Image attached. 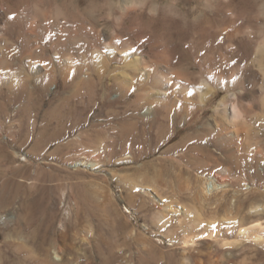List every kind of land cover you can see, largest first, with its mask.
<instances>
[{
  "label": "rangeland",
  "instance_id": "obj_1",
  "mask_svg": "<svg viewBox=\"0 0 264 264\" xmlns=\"http://www.w3.org/2000/svg\"><path fill=\"white\" fill-rule=\"evenodd\" d=\"M254 16L231 0H0V264H264L263 247L243 259L207 236L264 223V133L241 131L244 108L263 111ZM206 175L226 187L207 193Z\"/></svg>",
  "mask_w": 264,
  "mask_h": 264
},
{
  "label": "bare ground",
  "instance_id": "obj_2",
  "mask_svg": "<svg viewBox=\"0 0 264 264\" xmlns=\"http://www.w3.org/2000/svg\"><path fill=\"white\" fill-rule=\"evenodd\" d=\"M237 2H242L244 3L245 5H247L249 7V9L251 11H253L254 13H256V11L260 12L262 10H264V0H231V5H236ZM39 6V5H38ZM60 8V7H59ZM58 8V10L60 11V9ZM38 12H42V9L39 7H37L36 9ZM59 14V13H58ZM37 19L40 18V16L37 15L36 17ZM251 20L252 21H256L257 23H261L262 25H264V20H259V18H257L256 16L254 17H251ZM39 23V21H38ZM256 23V24H257ZM39 27H41V24H38ZM37 26V25H36ZM188 26V25H187ZM234 31V30H233ZM236 31V30H235ZM255 31V30H254ZM230 32V31H229ZM232 32V31H231ZM251 33L252 32H249V38H250V41L252 43H254V46H255V53L253 55V60L254 61H259L261 60L260 59V53L261 51L263 52V48H264V26H263V29L261 31H259V36L261 35V37L258 39V40H253L251 39ZM237 33H232L231 35L234 36L236 35ZM254 34V33H252ZM253 38V37H252ZM256 39V38H255ZM213 72V71H212ZM262 74V95H261V98H260V104L262 106V109L263 111L259 112L258 110H256L254 107H251L249 110H244L242 111L239 107H238V103L237 102H234L232 104V111L234 113V116H237L239 114V112L242 111V115L243 117L245 118L246 120V123L245 125L241 126V131L242 133L245 132L247 134H253L252 131L254 130V127L257 128V129H260V132L261 134L264 133V69L263 71L261 72ZM86 80H80L77 84H76V90L79 91L80 93L84 92L85 88L89 87L91 84L93 85V83H89V82H85ZM91 81V80H90ZM102 82V81H101ZM43 83V82H41ZM228 88V87H227ZM78 92V93H79ZM255 100V99H254ZM228 103V102H227ZM225 104V100L222 99L220 100L217 105L215 106V110H219V108L221 106H223ZM225 106V105H224ZM223 106V107H224ZM226 111V110H225ZM188 113V112H187ZM243 122V121H241ZM225 126V125H224ZM237 127L238 124L236 125ZM240 128V127H239ZM220 129V128H219ZM237 130V129H235ZM256 130V129H255ZM254 130V132H255ZM0 131H1V128H0ZM240 131V132H241ZM18 133V132H17ZM220 133V132H219ZM222 133V132H221ZM236 133V132H235ZM255 134V133H254ZM253 134V135H254ZM56 135V134H55ZM240 135V134H239ZM223 136V135H222ZM246 136H249V135H246ZM258 136V135H256ZM264 137V136H263ZM228 138V137H227ZM256 138V137H255ZM258 139V137H257ZM256 139V141H257ZM30 140V138H29ZM240 140V139H238ZM243 140V139H242ZM241 140V142H242ZM255 141V140H254ZM14 142V141H12ZM42 142V141H41ZM258 142V141H257ZM15 143V142H14ZM254 143V142H253ZM256 143V142H255ZM254 143V144H255ZM249 144V143H248ZM42 145V144H41ZM245 145V144H244ZM246 146V145H245ZM259 146V145H258ZM264 146V145H263ZM263 148V147H262ZM227 149V148H226ZM247 149V148H246ZM253 149V148H252ZM256 149H257V146H256ZM234 150V149H233ZM245 150V149H244ZM255 150V149H253ZM259 150H260V147H259ZM232 151V150H230ZM251 151V149H250ZM39 152V151H38ZM264 152V151H263ZM41 153V152H40ZM241 153V152H240ZM260 153V152H259ZM36 154V153H35ZM239 154V153H237ZM245 154V153H244ZM250 154V153H249ZM262 154V153H261ZM264 155V154H263ZM262 155V156H263ZM232 157L236 156L235 152L231 154ZM251 156V155H250ZM237 157V156H236ZM241 157V156H240ZM239 158V157H238ZM250 158V157H249ZM242 159L243 160H247L248 157H245V156H242ZM241 159V160H242ZM262 161H264V157L260 158ZM25 161V160H24ZM84 163H77V165H84ZM264 164V163H263ZM86 165L90 166V167H95V163H87ZM13 170V169H12ZM15 171V170H14ZM5 176V175H4ZM206 182H205V191L207 193H211L213 192L214 190H218L219 188H224L226 187L225 184L223 183V181L217 177V176H208L206 175ZM15 184V183H14ZM8 185H11L12 184H8ZM128 212H130L128 210ZM252 212V211H251ZM250 212V213H251ZM132 213V212H131ZM253 216H261L262 214H264V207H259V208H256V210H254L253 212ZM251 213V214H252ZM242 214V213H241ZM237 217V216H236ZM227 219V218H226ZM224 219V221L216 224V225H211L212 227H215V230L211 231L207 236L209 239H212L215 243H216V249L219 250V249H233V248H241V252L243 253V257L246 256L247 254V244H253V245H256L258 247H263L264 248V223L261 221V217H259L257 220H254L253 222H251L249 225H246L242 222V220H226ZM234 219V218H233ZM242 219V218H241ZM163 219H161V221H163ZM223 220V219H222ZM221 221V220H220ZM165 222V221H164ZM168 222V221H167ZM159 223V222H158ZM215 224V222H214ZM198 225V223L196 222L192 227L193 228H196ZM205 225V224H204ZM207 226V225H205ZM200 227V226H199ZM192 228V229H193ZM211 228V227H210ZM209 228V229H210ZM189 229V227H188ZM214 229V228H213ZM190 231V230H189ZM210 231V230H209ZM172 233V232H171ZM192 233V232H191ZM193 235L189 236V235H186L184 237V239L182 240L183 242V246L184 248H193L197 242H198V239L200 237H202L201 235H198V234H195V233H192ZM228 234H233V237L235 236L234 239H231V238H228V236H231V235H228ZM228 235V236H227ZM204 236V235H203ZM157 241L159 243H164L163 240L161 239H157ZM169 242V245H173V242L176 241L175 238H172L170 240H167ZM199 245V244H198ZM211 246V245H209ZM214 246H212L213 248ZM211 248V247H210ZM215 249V248H214ZM215 249V251H216ZM187 250V249H186ZM238 252V251H237ZM240 252V253H241ZM260 252V251H259ZM239 253V254H240ZM191 254V253H190ZM227 258L226 260L224 261L225 264H245V262L243 263V260H240L241 261H235L234 258L236 257V255L234 254L233 251H228L227 252ZM242 255V254H241ZM223 256V255H222ZM248 257V256H247ZM219 258V257H218ZM54 259L56 261H60L61 260V256H59L58 254H56V256L54 257ZM239 259V258H238ZM243 259H246L243 258ZM210 263L212 264H221L219 262V260H214L213 258H210ZM248 261V260H247ZM185 264H191L190 261H188L186 259V262ZM209 264V263H208Z\"/></svg>",
  "mask_w": 264,
  "mask_h": 264
},
{
  "label": "crops",
  "instance_id": "obj_3",
  "mask_svg": "<svg viewBox=\"0 0 264 264\" xmlns=\"http://www.w3.org/2000/svg\"><path fill=\"white\" fill-rule=\"evenodd\" d=\"M43 259V261H45L46 259H44V257L42 258ZM54 263H56V262H54ZM42 264H45V262H43Z\"/></svg>",
  "mask_w": 264,
  "mask_h": 264
}]
</instances>
